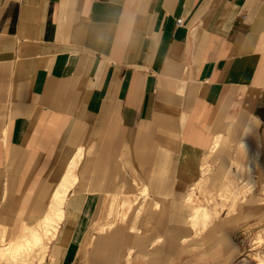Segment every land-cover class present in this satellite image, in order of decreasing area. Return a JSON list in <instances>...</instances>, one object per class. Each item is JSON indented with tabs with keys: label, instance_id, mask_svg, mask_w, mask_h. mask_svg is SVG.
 Listing matches in <instances>:
<instances>
[{
	"label": "crops",
	"instance_id": "0c3cea01",
	"mask_svg": "<svg viewBox=\"0 0 264 264\" xmlns=\"http://www.w3.org/2000/svg\"><path fill=\"white\" fill-rule=\"evenodd\" d=\"M80 149L79 179L88 157L95 171L68 192L57 264H78L80 249L103 264H176L170 203L190 175L173 159L264 158V0H0L1 220L36 223ZM132 153L146 165L133 181L161 212L120 221V260L107 234L91 254L102 182ZM141 228L155 231L142 241ZM204 236L200 264H219L220 225Z\"/></svg>",
	"mask_w": 264,
	"mask_h": 264
},
{
	"label": "rangeland",
	"instance_id": "374dc122",
	"mask_svg": "<svg viewBox=\"0 0 264 264\" xmlns=\"http://www.w3.org/2000/svg\"><path fill=\"white\" fill-rule=\"evenodd\" d=\"M148 151L135 149L132 152L137 155L139 152L146 154ZM133 153L123 164L125 171L131 175L133 168L138 171L139 167L142 170L146 169V165L140 163L133 167ZM254 156L242 163L237 162L230 153L224 155L215 149L204 154L200 164H197L196 158L191 157L188 165L181 157L173 159L170 165L171 172L186 171L190 175L183 195L172 197L170 203L172 228L167 230V240L172 241V246L168 247L172 249L173 258L178 260V264L202 263L203 254L207 249L213 248L205 245L203 241L208 228L212 227L214 222L220 225V243L214 245V248H219L220 251L219 264H264V158L262 159L261 155ZM87 159L89 164L86 166H91L86 171L83 169L85 164L81 166L80 172H86L85 175L88 177L81 190H84L85 185L90 182L91 174L95 171L92 157ZM137 160L140 161L139 158ZM80 163L82 164L81 161ZM112 174L107 181L102 182L109 187L108 189L113 184L115 174L113 176ZM141 185L139 182L138 188L133 189L129 194L121 189V184L120 187L117 184L113 190L106 192L103 217L97 226L98 230H95V234H91L92 240L88 241V246L91 245L90 252L94 251L96 244L98 249L102 236L106 234L115 236L110 240L115 241L114 245L117 248L115 252L120 260V221L127 223L134 219L144 226H149L153 222L150 212L157 210L156 213L159 215L161 208L153 204L148 188H141ZM58 191H61L60 187ZM196 207H204L210 213L205 228H202L205 223L199 222L194 226L189 220ZM42 217L36 223L24 221L19 228H13L11 223L4 222L10 228L7 241L14 240L20 230L35 227ZM154 231L150 228H141L142 241ZM3 233L1 232L0 237H3ZM55 241L57 242L52 249L53 241L48 243L49 250H44L43 245L36 248V254L27 257L26 264H57L58 239ZM79 254L82 261L78 264H103L98 258L86 260L88 252L82 254L81 249ZM93 255L95 257V254ZM125 257L128 264V259L131 258ZM116 264H120V261Z\"/></svg>",
	"mask_w": 264,
	"mask_h": 264
},
{
	"label": "bare ground",
	"instance_id": "6f19581e",
	"mask_svg": "<svg viewBox=\"0 0 264 264\" xmlns=\"http://www.w3.org/2000/svg\"><path fill=\"white\" fill-rule=\"evenodd\" d=\"M81 157L82 150L80 149L78 155L70 161L67 170L65 169L67 175H63L65 177L60 182L61 191L55 193L50 202L48 211L43 215L41 221H39L35 227H27L24 231L20 230V233L17 234L14 240L7 241L10 228L7 227L3 220H1L2 217H0V234L4 232L3 237H0V264H26L27 257L36 254V248L43 245L44 250H49V241L52 242L59 238L60 224L65 218L64 207L67 201V193L70 190L78 192L82 189V185L85 182L81 181L76 173ZM124 167L120 165L117 168L110 190H113L117 184H119L120 187L121 184V189L129 194L133 189L138 188L139 181L136 179L137 177L134 176L136 179L135 183L133 181V176L125 171ZM199 208H194L197 212L195 216L193 215V222L199 219L205 221L209 220V212ZM90 239L92 240L91 236H89L87 240L90 241Z\"/></svg>",
	"mask_w": 264,
	"mask_h": 264
},
{
	"label": "built area",
	"instance_id": "2783aa9c",
	"mask_svg": "<svg viewBox=\"0 0 264 264\" xmlns=\"http://www.w3.org/2000/svg\"><path fill=\"white\" fill-rule=\"evenodd\" d=\"M178 22L181 23V20H179Z\"/></svg>",
	"mask_w": 264,
	"mask_h": 264
}]
</instances>
